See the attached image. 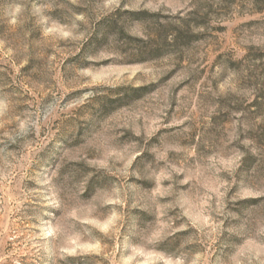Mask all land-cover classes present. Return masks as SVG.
<instances>
[{
  "label": "rangeland",
  "instance_id": "obj_1",
  "mask_svg": "<svg viewBox=\"0 0 264 264\" xmlns=\"http://www.w3.org/2000/svg\"><path fill=\"white\" fill-rule=\"evenodd\" d=\"M0 264H264V0H0Z\"/></svg>",
  "mask_w": 264,
  "mask_h": 264
},
{
  "label": "trees",
  "instance_id": "obj_2",
  "mask_svg": "<svg viewBox=\"0 0 264 264\" xmlns=\"http://www.w3.org/2000/svg\"><path fill=\"white\" fill-rule=\"evenodd\" d=\"M181 24H182L183 28H182V30L177 29L175 38H177V39L181 38L183 41L187 42L193 34L188 30V28L186 26L187 24L184 21H181ZM184 39H188V40H184Z\"/></svg>",
  "mask_w": 264,
  "mask_h": 264
}]
</instances>
